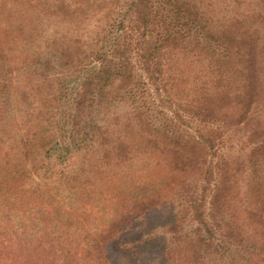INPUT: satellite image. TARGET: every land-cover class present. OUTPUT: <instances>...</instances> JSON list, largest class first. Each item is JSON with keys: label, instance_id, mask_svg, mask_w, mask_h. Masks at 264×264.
I'll return each mask as SVG.
<instances>
[{"label": "rangeland", "instance_id": "rangeland-1", "mask_svg": "<svg viewBox=\"0 0 264 264\" xmlns=\"http://www.w3.org/2000/svg\"><path fill=\"white\" fill-rule=\"evenodd\" d=\"M60 1L0 0V52L13 60V66H7L0 59V213L9 218L11 228L22 225L16 234L7 236L11 241L17 238V250L10 252L22 250L20 241L30 247L26 242L34 234L37 207L18 211L16 204L28 198L8 199V193L1 194L5 185H9L7 190L51 191L69 207L83 201L80 206L86 212L111 223L108 232L96 238L101 261L133 264L115 255L117 248L161 233L171 219L180 220V213L186 214L180 211L183 198L197 207L201 204V211L209 210L210 190L217 179L213 173L220 161L226 165L217 168L227 180L220 186L235 196L224 205L226 222L264 244V205L255 201L264 197V159H250L255 147L252 133L264 127V0H178L189 8L193 5L197 21L199 11L200 23L210 30L230 29L221 25L231 20L241 22L237 24L241 28H232V34L243 42L231 52L234 58L243 51L248 53L244 69L238 71L234 66L230 70L229 53L222 67L198 48L184 49L167 57L165 78L170 77L172 94H178L172 101L163 91L161 76H152L150 81L137 71L125 97L114 90L107 95L108 91L100 99L101 106L88 109L79 120L73 101L82 73L95 60V53L114 37L120 16L105 7L115 0ZM108 13L109 19H104ZM66 49L82 63L61 61L59 65L60 52ZM172 77L176 82L172 83ZM191 92L198 93V110H216L217 119L204 121L205 127L223 134L219 144L213 142L216 154L212 149L193 156V143L182 142L185 148L177 147L165 134V125L176 114L181 116L188 136L198 137V127H203L199 121L204 116L200 119L188 114H197V109L187 105L189 100L183 101ZM222 93L227 97L220 109L217 101L214 106L208 103ZM131 104L139 113L134 114ZM94 120L107 128V143L87 152L78 140H84L85 130ZM117 146V150L112 149ZM101 158V173L108 172V176L98 181L92 174ZM22 170L27 172L23 176L18 174ZM14 174L21 178L12 181ZM77 178L89 179L98 189L88 182L78 187ZM128 180L134 187L116 190ZM120 194L126 200L140 194L143 201L137 203L139 207L128 202L122 206V214L113 211L114 216L109 217L98 200L102 196L111 200ZM72 219L69 233L63 234L66 241L81 232L73 214ZM188 221L185 215L183 225Z\"/></svg>", "mask_w": 264, "mask_h": 264}, {"label": "trees", "instance_id": "trees-1", "mask_svg": "<svg viewBox=\"0 0 264 264\" xmlns=\"http://www.w3.org/2000/svg\"><path fill=\"white\" fill-rule=\"evenodd\" d=\"M102 1L104 2V0ZM121 1H124L123 6H120V0L112 1L105 6L112 13L115 12L114 15L120 16V20L118 27L115 28L114 37L108 40V44H104L103 50L95 53V60H91V65L82 73L84 77L77 86L73 101L76 119H81V114H87L88 109L94 110L100 107L102 104L100 99L108 91L110 92L107 95L114 90L113 93L116 91L125 97L127 88L132 84L137 71H140L142 76H148L150 81L152 76H161L163 91L172 101L178 94H172V87L168 82L170 77L165 78L167 76V57L184 49L198 48L200 52L210 55L211 59H216L222 67L226 66L225 55L229 53L230 59L232 58L230 70L235 66L234 68L239 71L246 66L245 62H248L246 51H243L241 55H235V58L231 52L233 47L239 46V42H243V39L240 38L236 40L232 34V28L240 27L237 25L241 23L240 21L224 22L226 26L223 24L221 27L230 26V29L213 31L207 27L206 29L200 23L199 11L197 21V12L193 10V5L189 8L186 6L188 4L182 5L178 0ZM60 2L64 4V0ZM109 15L110 13L104 14V19L106 17L109 19ZM107 39V37L103 38V40ZM109 44L110 47L105 50ZM69 51V49L62 50L60 52L62 57L57 63L60 65L63 61L66 64L70 62L75 64L74 62L78 60L77 65L81 64L80 58L73 56ZM0 59H2L3 64L13 66V60L10 57H5L1 52ZM171 81L174 83L176 79L172 77ZM184 83L186 84V81ZM226 97L227 95L222 93L218 98L211 97L208 103L214 106L217 101L216 108L220 109ZM214 98L215 100H212ZM187 100H189L188 106L196 108L198 106V93L191 92L190 95H185L183 101ZM131 106L134 114L139 113L134 104ZM196 109L197 114L189 112L188 114L195 118L200 117V119L204 116L202 121H199L201 124L203 123V127L199 125L198 137L188 136L184 130L181 116L176 114H173L174 119L165 125V134L170 140L176 142L173 145L177 147L185 148L184 143H193L191 147L193 148V153L191 152L193 156H195L194 153L198 152V155H201L212 149L216 154L217 146L213 148V142L219 144L223 134L218 129L204 126V121L217 119L216 110L213 108ZM106 133L107 128L103 129L102 125L94 120L91 122V126L85 130L84 140H78V142L85 147L87 152H95L96 145L98 148L105 147L104 145L107 143L104 139ZM203 133L206 135L205 137H203ZM252 137L255 138V142H253L255 147L250 153V159H264V127L253 132ZM118 146L112 149L117 150ZM200 157L202 156H198V159ZM96 163L97 168L92 175L99 181L106 178L108 172L101 173L102 158ZM224 163L220 161V165L216 164V172L213 173L214 178L217 176L216 186L210 190L212 192L208 202L210 208L207 212L200 210V207H203L201 204H198L197 207L195 202L191 203L190 199L183 198L182 200L185 202L180 211L186 212V214L180 213L182 215L180 220L171 219L172 221L170 220L159 234L140 238L134 243L121 244L114 254L125 257L127 261L133 264H141L143 261L151 264H264V244L258 239L244 235L231 223L226 222L224 205L235 196L231 197L227 189L220 186L227 184V180L222 178V174L219 172L222 169L217 168V166L224 168L226 165ZM24 173L27 172L25 170L18 172V174H22L21 176ZM21 176L18 177L17 174H14L11 180L14 181L15 177L21 178ZM88 180L87 178L86 180L77 178L78 187L84 185V182H88L90 187L97 190L96 183L91 184ZM129 182L128 180V182L120 183L116 190L121 187L133 186ZM7 184L9 183L7 182ZM8 188L9 185H5V191L1 194L8 193V199L21 200L22 196L25 199L28 198L27 202L16 204V208L18 211H24L37 207L33 213L36 214L34 217L37 218L32 222L34 234L27 238L26 242L30 244V247L26 244L23 245L24 241H20L22 250L10 252L16 249L17 238L14 237V241H11L7 239V236L16 234L17 228L19 230L22 225L11 228L9 218L0 213V264H104L101 261L98 251L99 243H97L96 238L98 234L108 232L110 222L101 221L99 216L97 218V214L86 212L85 207L80 206L83 201H80L78 205L69 207L70 205L66 203L64 198H57V194L51 191L46 192L45 189L39 192L24 188L19 191L7 190ZM138 195L140 197L135 196L134 198L132 196L128 200L122 194L111 200L102 196V200L99 199L98 202L105 205L104 210L108 211V216L111 217L113 211L116 215L122 214V206L128 202L141 203L143 200L141 195ZM255 201L264 205V197H259ZM137 207H139L138 204ZM72 214L76 219L74 220L76 229L81 232L66 241L63 234L70 231L68 227L71 228ZM100 214L101 212L98 215ZM185 215L189 221L184 226ZM4 217H6V223ZM67 221L70 223H65ZM100 224H103L101 230Z\"/></svg>", "mask_w": 264, "mask_h": 264}]
</instances>
